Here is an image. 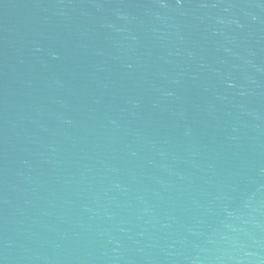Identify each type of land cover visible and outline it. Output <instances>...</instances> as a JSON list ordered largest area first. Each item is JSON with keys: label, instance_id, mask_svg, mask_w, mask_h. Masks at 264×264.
I'll list each match as a JSON object with an SVG mask.
<instances>
[{"label": "water", "instance_id": "obj_1", "mask_svg": "<svg viewBox=\"0 0 264 264\" xmlns=\"http://www.w3.org/2000/svg\"><path fill=\"white\" fill-rule=\"evenodd\" d=\"M0 264H264V0H0Z\"/></svg>", "mask_w": 264, "mask_h": 264}]
</instances>
